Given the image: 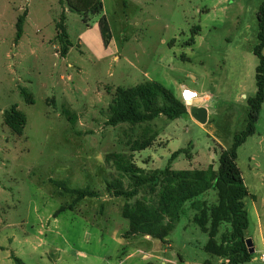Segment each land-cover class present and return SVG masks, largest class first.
I'll list each match as a JSON object with an SVG mask.
<instances>
[{"label":"rangeland","instance_id":"obj_1","mask_svg":"<svg viewBox=\"0 0 264 264\" xmlns=\"http://www.w3.org/2000/svg\"><path fill=\"white\" fill-rule=\"evenodd\" d=\"M68 2L0 0V264H161L147 262L145 254L176 264H224L204 251L209 237L194 223L189 203L165 242L125 238L129 221L122 212L136 201L158 208L167 167L217 170L216 142L231 149L245 130L248 99L257 92L254 49L264 0H102L103 13L87 21ZM63 14L71 43L66 57L57 41ZM102 16L112 36L108 46L98 26ZM149 82L175 95L185 86L210 96V124L160 116L110 126L116 90ZM13 106L27 118L23 136L5 124L4 113ZM259 119L257 133L238 151L245 172L249 159L264 166V105ZM179 150L187 153L171 161ZM116 160L143 171L138 175H159L136 197L116 198L108 183L133 185ZM54 181L93 190L99 198L75 202ZM208 193L205 202L213 205L217 194ZM229 230L221 225L218 242ZM259 239L257 232L249 264H263Z\"/></svg>","mask_w":264,"mask_h":264},{"label":"trees","instance_id":"obj_2","mask_svg":"<svg viewBox=\"0 0 264 264\" xmlns=\"http://www.w3.org/2000/svg\"><path fill=\"white\" fill-rule=\"evenodd\" d=\"M70 11L79 13L85 17L100 15L103 13L102 0H69ZM27 14L19 17L17 22V40L23 36V27ZM57 24V41L61 45V56L66 57L71 43L66 17L63 14ZM258 44L254 54L259 60L256 68V95L248 99L249 112L247 125L244 131L235 135L231 149H223L219 145L218 169L209 166L207 170H185L175 172L169 167L161 173L164 182L161 185L159 207L152 208L145 201H136L135 204H126L123 208V218L129 221V231L126 237L144 236L165 242L174 230L176 223L183 215L187 203L197 212L194 223L200 230L208 235V242L204 251L212 257L221 258L224 264H246L253 259L246 244V231L249 227V216L245 208L244 200L249 196V191L244 182L242 172L238 166V151L247 140L256 134V125L259 121L262 106L264 104V2L261 4L258 14ZM98 26L105 46H108L112 36L105 16L101 17ZM116 98L110 107L108 124L117 126L130 124L132 126L144 124L165 116L170 120H177L189 116L187 107L175 94L156 82H149L131 89L119 88L116 90ZM27 102L32 103L33 97L26 90L21 92ZM6 126L17 136H23L27 124L25 114L13 106L10 111L4 113ZM187 151L179 150L173 153L171 161ZM117 170L130 176L133 181L131 188H126L122 180H115L107 184V190L116 198L132 199L139 194V188L154 182L152 177L138 175L143 173L140 169L133 170L124 162L116 160ZM138 170V171H137ZM54 184L62 188L66 193L75 197V202L86 198H99V194L90 189H70L63 182ZM215 191L217 202L209 206L202 201L204 194ZM223 224L230 226V230L221 236V241L216 239ZM209 263L208 261L206 262ZM16 264H23L16 259Z\"/></svg>","mask_w":264,"mask_h":264},{"label":"crops","instance_id":"obj_3","mask_svg":"<svg viewBox=\"0 0 264 264\" xmlns=\"http://www.w3.org/2000/svg\"><path fill=\"white\" fill-rule=\"evenodd\" d=\"M185 88H187V87L182 86L181 89L183 90ZM182 90L179 91V93L175 95L179 100H181ZM193 91H195V90H193ZM198 96L200 98L197 101H195L194 103L191 104L190 109L192 107H205V108L208 109V116H207L208 117V122L205 125H201V126L204 127V126H207L208 124H210V122H209L210 121L209 120L210 117L209 116H210L211 112H210V109H209L210 107L207 104L211 101V97L207 96V95H200L199 93H198ZM262 109H263V106H262ZM262 109H261V112H262ZM260 115H261V113H260ZM188 117L191 118V120H193L194 122H196L190 115ZM257 125H258V123H257ZM254 136H252V137H254ZM252 137H250L249 139H251ZM216 143L218 145H220L223 149H227V146L226 147L222 146L219 142H216ZM238 166H239V163H238ZM246 167H247V170L245 172L239 166V168H240V170L242 172L243 178H244L245 185H246V187L248 189L247 191H249V196L247 198H245V200H244L245 208H246V210L248 212L247 216H249V227H248V230L246 231V236H247V239L252 241L254 252H255V242H254L255 240L254 239H255V234L258 232L259 235H260V239L259 240L262 243V253H264V166L261 163H259L257 161V159L256 160L255 159H249V163H248V165ZM206 195H207V193L203 195L202 201H205V196ZM215 203H213V205ZM208 205L211 206L210 204H208ZM189 206L191 207V205H189ZM184 211H185V207H184ZM196 214H197V212L195 211L194 217H195ZM194 217H193V219H194ZM145 238L148 239V240L152 239V238H149L147 236ZM169 247H171L170 244H169ZM130 256L131 255L127 254L128 258H130ZM143 258L146 259L147 262H150V263H153V262H151L152 259H157V261H160L161 264H176V260H171V259H168L166 257H154L153 255H150V254L143 255ZM259 261L261 262L260 257H259ZM153 264H155V263H153ZM246 264H249V263H246Z\"/></svg>","mask_w":264,"mask_h":264},{"label":"water","instance_id":"obj_4","mask_svg":"<svg viewBox=\"0 0 264 264\" xmlns=\"http://www.w3.org/2000/svg\"><path fill=\"white\" fill-rule=\"evenodd\" d=\"M189 115L200 125H205L208 122V109L205 107H192ZM247 247L251 254L254 253L253 243L251 240L246 239Z\"/></svg>","mask_w":264,"mask_h":264},{"label":"built area","instance_id":"obj_5","mask_svg":"<svg viewBox=\"0 0 264 264\" xmlns=\"http://www.w3.org/2000/svg\"><path fill=\"white\" fill-rule=\"evenodd\" d=\"M199 98L198 93L191 89L185 88L182 90L181 102L187 107V109L190 108L191 104ZM260 260L264 264V253L260 254Z\"/></svg>","mask_w":264,"mask_h":264}]
</instances>
